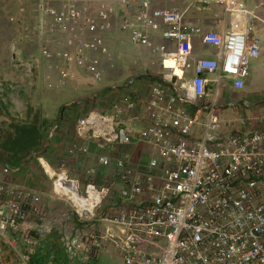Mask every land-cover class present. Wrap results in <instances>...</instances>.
<instances>
[{
	"label": "built area",
	"instance_id": "1",
	"mask_svg": "<svg viewBox=\"0 0 264 264\" xmlns=\"http://www.w3.org/2000/svg\"><path fill=\"white\" fill-rule=\"evenodd\" d=\"M160 3L37 0V33L46 39L39 51L52 61L59 86L99 83L110 57L107 40L116 33L159 59L172 56L174 67H190L192 76L169 89L151 84L143 102L127 92L75 119L68 151L93 161L84 183L63 162L53 175L43 168L74 220L56 222L36 190L0 181V264H42L36 261L52 232L66 256L58 264H87L109 248L123 264H264V106L227 130L218 105L221 81L241 90L261 54L260 5ZM193 6L213 7L219 16L205 28L187 19ZM195 38L209 56L192 57ZM130 145L138 147L136 156L122 150ZM18 169L5 163L1 173ZM114 189L117 209L99 211ZM54 258L53 251L46 257Z\"/></svg>",
	"mask_w": 264,
	"mask_h": 264
},
{
	"label": "rangeland",
	"instance_id": "2",
	"mask_svg": "<svg viewBox=\"0 0 264 264\" xmlns=\"http://www.w3.org/2000/svg\"><path fill=\"white\" fill-rule=\"evenodd\" d=\"M161 2V6L175 8L182 2L186 3L185 0ZM262 2L264 10V0ZM36 5L37 0H0V151L6 161H9L10 168L20 165L17 164L18 161L10 163V160L29 155L34 157L48 149L53 136L52 129L59 120H63L64 113H70V118L67 116L65 121L71 132L75 119L81 114L94 108L103 109L112 100L110 96H95L93 91L86 93L83 90L84 92L78 93L73 83L65 86L56 84L52 61H45L39 51L46 39L39 37L37 33L42 21H39ZM217 16L219 15L216 14L215 18ZM121 44L128 47L123 42ZM109 49L110 57L102 62L104 78H111L117 72L114 60L116 54L112 46ZM26 63L30 64L29 72ZM132 71L135 75L141 72ZM109 80L111 84L120 82V78L114 80L113 77ZM78 89L82 91L83 87ZM73 102L77 103L72 104ZM222 109L226 110V107ZM77 158L84 157L78 155ZM54 159L59 164H68L67 158L62 161L55 156ZM40 173L43 174V170ZM67 173L70 177L77 176L76 172L74 175L68 169ZM78 175L85 181L81 172ZM49 180L52 182L51 177ZM59 202L61 203H58L52 215L55 221L71 215L74 220L69 203ZM87 264L123 263L114 248H109L98 256L93 254Z\"/></svg>",
	"mask_w": 264,
	"mask_h": 264
},
{
	"label": "crops",
	"instance_id": "3",
	"mask_svg": "<svg viewBox=\"0 0 264 264\" xmlns=\"http://www.w3.org/2000/svg\"><path fill=\"white\" fill-rule=\"evenodd\" d=\"M185 1L186 3L182 2L179 7H183L189 3L190 0ZM246 3L251 7L260 5L258 9L264 18L262 0H246ZM216 14L219 13L217 9L213 7L202 8L199 6H193L188 10L186 16L187 19L193 22L203 21L205 23L204 27L209 28L211 26L212 20L216 17ZM116 34H111L107 41L109 46L113 47V51L116 54L114 60L117 66V72L114 73L115 75H112L111 78L114 77V80L120 78V82L111 84L109 80L111 78H104L102 76V80L96 85L83 86L80 84L76 85L75 87L73 86L78 93L84 91H86V93H91V91H93L95 92V96H110V98L114 100L119 98L124 93L135 92L136 94H139L140 100L143 102L146 99L148 89L150 88L151 84L163 82L162 84L166 86L167 89H169L168 85L172 84L173 82L182 83L192 76L190 67H174L172 56H169L167 59H159L155 55H151L146 50L132 45L125 36ZM121 42L127 44L128 47L126 45H122ZM210 54V50L195 38L192 57L195 59L200 56H209ZM170 67H172L171 71ZM132 70H137L138 72L141 70V72L135 75L133 74ZM145 70L147 71L145 72ZM208 78L210 79L212 76H208ZM80 86L83 87L82 91L78 89ZM207 89L208 91H213L214 87L212 81L207 84ZM75 103L77 102H73L72 104ZM218 105L220 106L221 118L224 119V121L229 122V127H227V130H233L238 127L236 120L239 117H252L261 114L264 106V35L262 38L261 54L255 61L251 63L249 77L246 79L244 87L241 90L236 91L231 89L226 84L225 79L222 80L218 90ZM223 107H226V110H223ZM141 109L142 105L140 104L139 110ZM67 116L70 118V113H64L63 120H59L53 127L51 145L48 147V149L43 150L44 152L34 157H32L33 155H29L26 157L22 156L10 160V163H15L14 161H18L17 164H20L15 166L19 168L16 173H1L2 165L5 163L9 165V161H6L2 155V152L0 151V181L10 186H23L28 189L30 188L36 190L41 200L44 202L47 211L49 210L48 212L51 215H54L53 211L55 207L61 202H59V199H57L53 194L52 182L49 180L50 177L46 178L45 172H43V174L40 173L41 170H43V167L45 166L44 168L47 171L46 173L52 174L51 169H53V167H58L59 164V161L54 159V157H59V159L62 161H65L67 158L66 160H68V164L66 169L71 171V173L74 175L75 172L77 174V176L72 178L77 179L80 183H84V180L78 175V172H81L83 175L84 171H86L93 164V161L90 157L79 155V157L84 158H77L78 155L73 156L69 153V145L72 144V140L75 137V128H73L71 132L68 131L65 121ZM122 150H127L131 156H136L138 147L130 145L128 147H123ZM74 168L76 171H74ZM97 178H99V176ZM116 190L117 189H114V193L111 194V196H107L105 198L103 203L99 206L102 208L99 211H104L105 209L107 211H112L117 209V206H114L113 204ZM55 236L56 235L54 232L46 235V241H52L54 244L53 247H56L57 245L60 246L58 238Z\"/></svg>",
	"mask_w": 264,
	"mask_h": 264
},
{
	"label": "trees",
	"instance_id": "4",
	"mask_svg": "<svg viewBox=\"0 0 264 264\" xmlns=\"http://www.w3.org/2000/svg\"><path fill=\"white\" fill-rule=\"evenodd\" d=\"M62 109V108H61ZM56 237V236H55ZM53 242L47 241L46 246L44 247V250L42 251V254L39 255V258L36 262L42 263V264H58L60 262L65 263L66 262V256L63 254V251L61 249V246L57 245L56 247H53ZM54 251L55 258L54 260H47L46 257L49 252Z\"/></svg>",
	"mask_w": 264,
	"mask_h": 264
},
{
	"label": "bare ground",
	"instance_id": "5",
	"mask_svg": "<svg viewBox=\"0 0 264 264\" xmlns=\"http://www.w3.org/2000/svg\"><path fill=\"white\" fill-rule=\"evenodd\" d=\"M52 171V170H51ZM52 174L48 173L49 175H53V171L51 172Z\"/></svg>",
	"mask_w": 264,
	"mask_h": 264
}]
</instances>
